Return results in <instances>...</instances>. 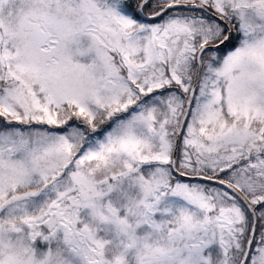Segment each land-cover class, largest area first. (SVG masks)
<instances>
[{
	"label": "snow or ice",
	"instance_id": "1",
	"mask_svg": "<svg viewBox=\"0 0 264 264\" xmlns=\"http://www.w3.org/2000/svg\"><path fill=\"white\" fill-rule=\"evenodd\" d=\"M0 264H264V0H0Z\"/></svg>",
	"mask_w": 264,
	"mask_h": 264
}]
</instances>
